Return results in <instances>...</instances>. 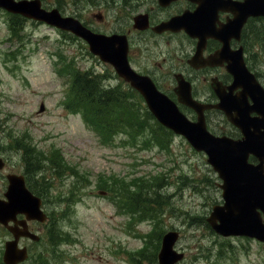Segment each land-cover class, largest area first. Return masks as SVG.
Wrapping results in <instances>:
<instances>
[{"label": "rangeland", "instance_id": "rangeland-1", "mask_svg": "<svg viewBox=\"0 0 264 264\" xmlns=\"http://www.w3.org/2000/svg\"><path fill=\"white\" fill-rule=\"evenodd\" d=\"M42 1L101 31L120 28L142 6L140 0L126 6L117 0ZM8 24L1 10L0 143L18 171L29 167L22 164L34 147L44 153L57 147L62 154L45 169L47 179L54 177L46 192L48 205L56 208L54 218L25 264H157L161 235L173 228L180 232L176 247L185 252L178 264H264V243L223 238L204 222L220 194L203 153L160 127L125 86L117 92L120 100L100 113L105 125L93 121L69 102L72 74L91 68L105 72L107 66L72 34L65 37L29 20L14 22L10 32ZM146 40L144 48L152 55L166 51L165 40ZM174 42L187 48L185 40ZM246 44L247 64L264 85V20ZM212 117L211 126L228 129L221 116ZM147 179L142 194L129 188ZM148 193L152 197L144 198ZM39 228L42 232L45 224ZM3 231L0 226V246Z\"/></svg>", "mask_w": 264, "mask_h": 264}, {"label": "water", "instance_id": "water-1", "mask_svg": "<svg viewBox=\"0 0 264 264\" xmlns=\"http://www.w3.org/2000/svg\"><path fill=\"white\" fill-rule=\"evenodd\" d=\"M213 1L208 0L207 3ZM206 5V1L201 2L194 12H184L157 28L158 31L166 28H184L191 36H201L203 39L210 36L222 42L221 47L203 63L226 62V70L233 75L234 79L228 86L212 81L219 97L218 102L205 104L193 100L188 83L179 82L178 101L195 110V121L189 120L176 103L154 88L150 81L125 72L118 59L111 55L109 47L105 46L107 41L98 35H90L89 40L96 50L102 52L104 58L112 61L117 72L142 93L160 123L176 133L183 134L196 150H203L207 155V161L222 179L220 187L224 198L223 204L212 206L207 217L210 226L222 235L241 234L264 240V222L261 220V212L264 214V88L244 66L242 48L230 50L229 47V39L232 36L238 37L248 16L264 14V0H249L236 5L223 4L221 8L232 12L233 18L218 28L214 25L215 6ZM0 7L59 25L62 21L56 9L50 12L41 9L39 0H0ZM145 25L146 23L143 26ZM200 48L197 46L196 53L201 51ZM239 86L242 90L233 95L232 90ZM247 97L251 98L252 104L246 101ZM211 107L221 109L240 129V139L217 136L207 130L203 111ZM253 111L258 115L251 116ZM250 154L258 158L257 164L248 162ZM176 238L177 232L174 231L162 235L158 253L159 264H173L177 260L179 254L172 248Z\"/></svg>", "mask_w": 264, "mask_h": 264}, {"label": "flooded vegetation", "instance_id": "flooded-vegetation-1", "mask_svg": "<svg viewBox=\"0 0 264 264\" xmlns=\"http://www.w3.org/2000/svg\"><path fill=\"white\" fill-rule=\"evenodd\" d=\"M192 7L193 4L186 0H176L165 7H161L156 4L149 6L147 11L149 14L150 26L146 29L147 32L151 35H154L152 34V27L157 22L163 19H167L174 14H178L184 9H191ZM219 16L220 19L223 20L225 19L226 14H224V12H220ZM135 31L138 32L137 30ZM160 35H165V37L168 38L177 36L179 40H185L187 42V48L184 50V52L186 51V53L182 56H172V63H168L166 61V58L164 57L162 60L168 64L166 65L167 67H164L156 57H146L144 61H140L132 52L131 59L138 71H140L142 74H147L158 83H163V88L171 94L174 93L173 88L176 84V78L179 75H183L186 80H189L191 82V92L194 97L202 100L216 101V96L207 81L208 79L214 77L223 83L231 82V75L225 71L224 65L206 64L204 66H193L194 64L189 63L188 60L195 49L196 39L187 36L182 30L176 32L164 31L160 33ZM247 42L248 38L246 37L244 39L245 46L248 45L245 44ZM238 44H241V39L239 41H236L234 39L230 41V46L232 48H235ZM179 45L183 46L184 44L179 43ZM220 45L221 44L218 41L207 38L202 54L206 56L212 51H215V49L220 47ZM165 53H167V55L169 56V50H166ZM207 120L208 122H211L213 121V118L211 116H208ZM227 125L229 126L230 130L238 134L236 137L240 136V133L235 126H233L231 123H228Z\"/></svg>", "mask_w": 264, "mask_h": 264}, {"label": "bare ground", "instance_id": "bare-ground-1", "mask_svg": "<svg viewBox=\"0 0 264 264\" xmlns=\"http://www.w3.org/2000/svg\"><path fill=\"white\" fill-rule=\"evenodd\" d=\"M264 20V14H259V15H250L249 16V21L253 24L256 23H261V21ZM179 256L177 258V262H182L185 258V252H179Z\"/></svg>", "mask_w": 264, "mask_h": 264}, {"label": "trees", "instance_id": "trees-1", "mask_svg": "<svg viewBox=\"0 0 264 264\" xmlns=\"http://www.w3.org/2000/svg\"><path fill=\"white\" fill-rule=\"evenodd\" d=\"M257 24H258V23H256V24L250 23V27L253 29L254 26L257 25ZM255 37L258 38L257 41H258V40H259V41L261 40V39H260V38H261V35H260L259 33H257V32L255 33ZM139 194H142V192H140ZM149 194H150L151 197H152V193H148V194H146V196H144V198L149 197V196H150ZM137 198H140V196H138ZM44 260H45V259H44Z\"/></svg>", "mask_w": 264, "mask_h": 264}]
</instances>
